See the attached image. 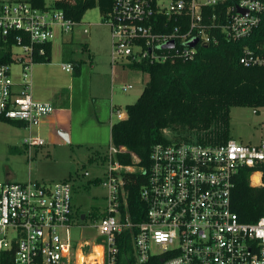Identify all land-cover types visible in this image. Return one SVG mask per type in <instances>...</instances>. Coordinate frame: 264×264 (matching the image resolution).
Returning a JSON list of instances; mask_svg holds the SVG:
<instances>
[{
	"label": "built area",
	"instance_id": "2783aa9c",
	"mask_svg": "<svg viewBox=\"0 0 264 264\" xmlns=\"http://www.w3.org/2000/svg\"><path fill=\"white\" fill-rule=\"evenodd\" d=\"M63 1L45 0L43 7H36L27 0H0V58L10 57L0 63V116L25 127L42 124L54 111L51 102L33 97L31 67L45 56L54 28L69 32L80 22L57 8ZM101 16L109 28L115 63L187 61L195 57L198 46L252 37L264 23V0H112L111 9ZM82 31L87 33L86 28ZM170 42L172 47H164ZM240 62L264 66V42L253 48L244 45ZM13 63L19 67L17 78ZM62 69L71 72L72 65L63 63ZM132 87L127 83L121 89ZM251 108L264 118V103ZM113 113L118 119L126 116L111 105ZM262 131L256 143L229 137L216 144L196 140L155 144L148 170L136 165L133 154L134 164H119L112 157L119 149L111 145L102 182L105 214L94 226L96 236L90 242L70 235L68 181L51 186L0 182V261L79 264L77 251L98 246L99 256L81 264H115L117 235L134 228L135 264H264V119ZM24 142L45 144L39 136ZM241 169L248 172L249 186L263 191L262 213L254 221L241 220L232 209V190ZM136 171L148 173L140 191L146 208L142 220L132 222L122 174ZM9 250H14L12 260L2 255Z\"/></svg>",
	"mask_w": 264,
	"mask_h": 264
},
{
	"label": "rangeland",
	"instance_id": "374dc122",
	"mask_svg": "<svg viewBox=\"0 0 264 264\" xmlns=\"http://www.w3.org/2000/svg\"><path fill=\"white\" fill-rule=\"evenodd\" d=\"M83 28L87 33H83ZM63 63L71 64L72 71L62 69ZM128 63L112 61L109 28L102 23L96 5L83 14L72 31L61 33L54 28L50 61L35 62L31 67L33 97L61 100L64 108L69 106L70 111L65 109L72 118L70 127H66L69 142L57 133L64 125H54L52 130L46 125L17 127L0 121V182L32 181L51 186L68 181L72 187L70 235L80 242L94 239V226L105 207L106 188L102 182L110 164V125L118 119L115 113L110 114L109 107L114 105L124 111L126 104L136 101L148 81L147 73L131 70ZM11 69L17 78L18 65L13 63ZM127 83L133 87L123 91L121 86ZM263 119L249 106H230V137L244 143L258 142ZM51 131L56 137L53 143ZM165 134L174 135L170 130H165ZM33 136L43 138L45 144L29 146L24 142ZM89 250L93 257V251L101 253L98 246L82 247L81 252Z\"/></svg>",
	"mask_w": 264,
	"mask_h": 264
},
{
	"label": "trees",
	"instance_id": "16d2710c",
	"mask_svg": "<svg viewBox=\"0 0 264 264\" xmlns=\"http://www.w3.org/2000/svg\"><path fill=\"white\" fill-rule=\"evenodd\" d=\"M33 6L43 7L45 0H27ZM101 14L111 9L112 0L63 1L57 5L66 17L81 21L83 14L94 6ZM264 42V23L252 37L240 41L221 39L217 45L198 46L192 60L175 59L165 62L143 61L128 63L134 71L148 74L136 101L126 104V116L110 125L111 145L119 149L114 159L122 165L134 164L148 170L150 152L155 144L196 140L203 143H221L229 135V108L233 105L260 106L264 103V66L240 62L244 45L254 47ZM46 54L36 62L50 61L51 42ZM10 57L0 58V63ZM78 72V70H77ZM0 121L13 126L23 122L0 116ZM165 130L174 133L167 137ZM121 149V150H120ZM126 191L127 211L132 222L144 217L146 204L140 197L148 182V173L122 174ZM263 191L248 184V172L241 169L232 190V209L243 221H254L262 213ZM98 214V212H95ZM105 214V207L103 214ZM136 229L124 230L117 235L118 252L115 264H135L133 235ZM14 250L2 255L13 258ZM0 264H7L0 261Z\"/></svg>",
	"mask_w": 264,
	"mask_h": 264
},
{
	"label": "crops",
	"instance_id": "0c3cea01",
	"mask_svg": "<svg viewBox=\"0 0 264 264\" xmlns=\"http://www.w3.org/2000/svg\"><path fill=\"white\" fill-rule=\"evenodd\" d=\"M39 99V98H36ZM41 100V99H39ZM42 101H46V100H42ZM51 102L52 105L55 107V110L53 111V113L51 115H49L42 124L40 125H46V126H51L52 130L54 129V125H64V127H59L58 130H62L66 132V127H70L71 125V117L66 114V111H70L69 106H67L66 108H64V103L63 101L59 100V101H48ZM111 106V105H110ZM110 108V107H109ZM110 111V110H109ZM51 129V128H50ZM57 130V131H58ZM49 137H50V143H53L55 141V135L51 132H49Z\"/></svg>",
	"mask_w": 264,
	"mask_h": 264
},
{
	"label": "water",
	"instance_id": "95a60500",
	"mask_svg": "<svg viewBox=\"0 0 264 264\" xmlns=\"http://www.w3.org/2000/svg\"><path fill=\"white\" fill-rule=\"evenodd\" d=\"M196 43V40L192 41L191 43H189V46H194ZM173 46V42H170L169 44L165 45L164 47H172ZM58 135L60 137H62L66 142H69V137H68V134L65 132V131H62V130H58L57 131ZM84 218V215L81 216V219Z\"/></svg>",
	"mask_w": 264,
	"mask_h": 264
},
{
	"label": "bare ground",
	"instance_id": "6f19581e",
	"mask_svg": "<svg viewBox=\"0 0 264 264\" xmlns=\"http://www.w3.org/2000/svg\"><path fill=\"white\" fill-rule=\"evenodd\" d=\"M78 252V257H79V259L83 262L85 259H88V260H91L92 258H94V257H96V256H99V254L100 253H97V252H95L94 253V251H93V255H94V257L92 256V254H87V255H84V254H82V253H80L79 251H77Z\"/></svg>",
	"mask_w": 264,
	"mask_h": 264
}]
</instances>
